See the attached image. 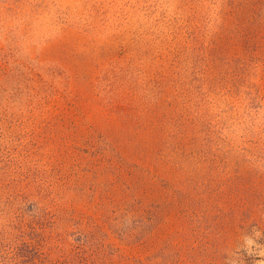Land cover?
I'll return each mask as SVG.
<instances>
[{"label":"rangeland","instance_id":"obj_1","mask_svg":"<svg viewBox=\"0 0 264 264\" xmlns=\"http://www.w3.org/2000/svg\"><path fill=\"white\" fill-rule=\"evenodd\" d=\"M33 256L264 264V0H0V264Z\"/></svg>","mask_w":264,"mask_h":264},{"label":"trees","instance_id":"obj_2","mask_svg":"<svg viewBox=\"0 0 264 264\" xmlns=\"http://www.w3.org/2000/svg\"><path fill=\"white\" fill-rule=\"evenodd\" d=\"M76 23H77V25L82 26L86 30H88V28H90V25L88 23H86V22H76ZM30 261H31L30 264H35V257L33 256Z\"/></svg>","mask_w":264,"mask_h":264},{"label":"clouds","instance_id":"obj_3","mask_svg":"<svg viewBox=\"0 0 264 264\" xmlns=\"http://www.w3.org/2000/svg\"><path fill=\"white\" fill-rule=\"evenodd\" d=\"M251 243V242H250ZM258 254L260 255V253L258 252Z\"/></svg>","mask_w":264,"mask_h":264}]
</instances>
